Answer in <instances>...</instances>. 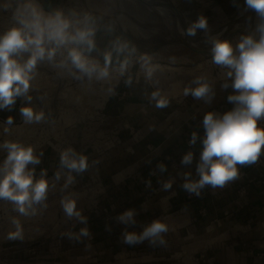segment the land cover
Masks as SVG:
<instances>
[{"label":"rangeland","instance_id":"obj_1","mask_svg":"<svg viewBox=\"0 0 264 264\" xmlns=\"http://www.w3.org/2000/svg\"><path fill=\"white\" fill-rule=\"evenodd\" d=\"M23 2L24 0H0V34L16 23L14 12ZM34 2L45 13H54L60 9L73 20L82 19L86 12L94 16L96 47L91 52L83 48L84 55L103 65L105 52L112 50L113 63L106 79L93 78L89 81L86 76L76 79L80 75L79 70L68 59L69 48L76 45L62 46L57 49L52 61L47 58L38 61L28 93L31 100L24 96L18 97L8 114L0 109V145L9 140L34 146V153L40 156V163L30 164L28 167L34 169L35 179L41 178V171L46 172V177H52L45 202L48 207L44 209L42 206H35L37 213L34 216H21L13 210L11 202L0 200V264H102V260H98V253L101 252L100 257L103 256V245L112 250V243L99 245L98 248L97 243L76 246L80 239H75L76 244L73 239L66 240L70 238L69 233L76 238L81 225L74 224L76 218L72 221L66 218L60 203L62 197L71 196L68 193L70 185L64 188L66 180L63 173L67 170L60 166L61 151L73 147L78 153L85 154L89 161L96 159L98 154L105 155V162L122 153L127 157L129 154H136L139 166L147 152L158 149L159 141L164 138V132L170 126H175L180 120L191 122L203 112L205 115L212 106L224 100L226 91L230 94L235 92L231 86L234 77L227 75L229 69L212 62L213 38L229 40L234 49L243 36L251 35L258 41L260 33L257 25L260 20L254 13L247 24L252 10L246 7L244 0ZM173 8H176L177 13ZM201 15L208 20L207 32L198 29L195 36H187V28ZM236 28L239 31H234ZM117 37L128 40L137 49L131 54L124 75L119 73L117 54L113 50V42ZM142 54L150 57L148 67L154 69L150 80L145 78L140 69L139 57ZM235 54L238 55V50ZM128 55L127 52L120 54L119 60L122 61ZM27 56L28 53H25L22 60H26ZM61 61H66L65 67L58 66ZM129 77L131 84L126 83ZM196 77H203L201 82L210 86L211 91L204 99L183 94L185 87L198 86L195 83ZM224 84H228V87L224 88ZM110 86L114 87V95L107 91ZM153 91H159L169 101L167 107L155 106V101L150 100ZM26 105L33 107L35 111H43L44 120L26 124L20 113V108ZM8 116L14 117L10 125L6 123ZM147 125L151 128L145 131L144 136ZM5 128L8 129L7 132ZM129 128L133 129L131 136L125 131ZM136 129H141V132L134 140ZM149 137H152V145L144 144V139ZM139 142L141 143L137 147L135 144ZM6 155L7 150L0 147V164ZM237 166L242 168L241 165ZM58 171L61 176L56 180L55 174ZM2 175L3 172L0 171V176ZM77 206L80 204L77 203ZM98 212L97 205L85 211L84 216L89 224L97 221ZM13 217L20 220L23 239L7 238L8 232L15 229ZM168 224L170 233L164 238L168 244L162 245L164 260H177L181 255L179 259H183L182 264H194L191 258L195 247L193 248L192 243L188 244L193 234L191 228L185 227L187 232L183 233L186 238L184 245L182 244L183 249L176 250L177 240L178 237L181 240L182 232L176 230V222L169 220ZM208 233L209 231L201 232L202 239ZM54 241L56 245H52ZM204 244L207 247L213 245L212 242H202V246ZM34 247L39 252H35ZM156 247L160 251L161 245L157 244ZM178 251L181 253L179 256L176 255Z\"/></svg>","mask_w":264,"mask_h":264},{"label":"clouds","instance_id":"obj_2","mask_svg":"<svg viewBox=\"0 0 264 264\" xmlns=\"http://www.w3.org/2000/svg\"><path fill=\"white\" fill-rule=\"evenodd\" d=\"M244 3L259 17L257 30L260 37L257 41L251 35L243 36L236 49L229 40L213 38L212 62L229 69L227 75L234 77L231 86L236 94L229 95L227 99L234 103L235 107L222 116L209 111L203 117L205 135L196 168L199 179H188L186 174L185 183L182 185L184 190L197 196L205 186L223 188L228 182L235 180L239 172L237 165L256 163L264 150V127L258 126V121L264 117V0H244ZM14 20L16 23L0 34V109L11 110L17 98L21 96L30 101L31 96H28V93L38 61L45 58L52 61L57 49L65 45H76L68 50V59L80 73L76 79H83L86 76L91 81L93 78L103 80L109 77L113 51L105 52L104 63L101 65L98 61L85 56L82 50L86 48L91 52L96 47L95 17L90 13H84L82 19L73 20L60 9L54 13H45L34 0H24L14 12ZM198 29L205 32L208 30V20L203 15L192 22L186 32L190 36H195ZM113 50L117 54L119 73L124 75L129 66L130 56L137 49L128 40L117 37L113 42ZM236 50L238 55L235 54ZM126 52L129 55L120 61V54ZM25 53H28L27 59L22 60ZM139 62L145 78L150 80L154 71L148 67L150 57L142 54ZM58 66L65 67L66 61H61ZM202 79L203 77H196L195 83L198 86L185 87L183 94L191 95L195 99L208 97L211 89L208 83L201 82ZM126 83L131 84V77ZM223 87L227 88L228 84H224ZM107 91L109 94H115L114 87L110 86ZM150 100L155 101L157 108H165L169 104L159 91H153ZM20 113L26 124L44 120L43 111H35L28 105L21 107ZM13 120L14 117L8 116L6 123L10 125ZM7 131L5 128V132ZM196 139L197 134L193 132L190 144H195ZM0 147L7 150V155L0 164V171L3 172L0 176V200L11 202L13 210L25 217L36 215L35 206L47 209L48 205L45 202L48 199L50 185L45 178L46 172L42 171L41 178L35 179L34 169L28 167L30 164L40 163V156L34 153V146L6 140ZM192 161L193 153L188 152L183 156L181 163L188 165ZM60 166L68 170L64 184V188H67L74 183L75 177L72 173L82 174L87 171L88 157L78 153L73 147H67L60 153ZM159 168L161 171L165 170L163 164H160ZM60 176L61 173L56 172V180H59ZM54 186L53 184L52 187ZM163 187L170 189L172 181L169 180ZM60 203L68 219L76 218L83 224L87 223V217L78 209L75 198L64 196ZM135 216L136 210L128 208L117 216V220L126 226L135 225L137 223ZM12 223L15 229L8 232L7 238L23 239L20 220L13 217ZM168 231L167 223L157 218L147 224L141 232L125 229L123 243L134 246L148 240L153 246L157 241L165 245L164 234ZM72 235L69 233L70 237ZM89 236V229L82 227L76 239Z\"/></svg>","mask_w":264,"mask_h":264},{"label":"crops","instance_id":"obj_3","mask_svg":"<svg viewBox=\"0 0 264 264\" xmlns=\"http://www.w3.org/2000/svg\"><path fill=\"white\" fill-rule=\"evenodd\" d=\"M233 94L226 91L224 100L212 106L209 111L222 116L232 110L235 105L227 98ZM1 110L9 113L8 109ZM203 117L204 112L191 122L180 120L175 126H170L164 132V138L159 141L158 149L155 152H147L139 166L136 154H129L127 157L122 153L108 162H105V155L98 154L96 159L88 160L87 171L82 174L72 173L75 179L68 193L71 197L76 195L74 198L80 204L78 209L84 215L86 210L97 205L99 214L97 221L94 220L97 223H86L90 231L89 237H80L78 244L75 243L74 236L66 240L73 239L76 246L97 243L98 248L99 245L112 243V250L103 245V256L100 257L101 252L98 253V260H102V264H182L183 259H179V251L176 253L180 255L177 260H164V247L161 244L160 251H157L159 241L155 246L148 240L134 246L123 243L125 229L141 232L152 220L159 218L167 223L168 227L169 220L176 222V230L182 232L181 240L178 237L176 250L183 249L182 244L184 245L186 239L183 233L187 232L185 227L191 228L193 234L188 244L192 243L193 248L195 247L191 258L194 264H264L263 152L256 163L238 168V177L223 188L205 186L197 196L182 187L186 174L188 179H199L196 168L205 135ZM150 128L145 126L144 136L145 131ZM125 131L129 136L133 134L131 128ZM140 132L141 129H136L134 140ZM193 132L197 134V139L195 144H190ZM144 140V144L152 145V137ZM140 143L135 145L138 147ZM188 152L193 153V161L188 165L182 164L181 160ZM165 158V170L161 171L158 167L150 177V183L147 182L146 177L152 165ZM63 174L66 180L68 170ZM45 178L48 181L52 179L51 176ZM169 180L172 181V187L164 189L163 185ZM128 208L136 210L135 225L126 226L117 220V216ZM75 221L74 224H80V228L85 227V224ZM207 231L209 235L205 234L202 239L201 232ZM169 233L168 231L164 234V238ZM202 242H212L213 245L202 246ZM52 245H56V241L52 242ZM34 251L39 252L35 247ZM171 258L173 259V256Z\"/></svg>","mask_w":264,"mask_h":264},{"label":"built area","instance_id":"obj_4","mask_svg":"<svg viewBox=\"0 0 264 264\" xmlns=\"http://www.w3.org/2000/svg\"><path fill=\"white\" fill-rule=\"evenodd\" d=\"M258 126L259 127H264V117H262L259 121H258ZM262 152L264 153V150H262ZM165 159H160L157 161V163H155L154 165H152V168L149 170V174L146 177V181L149 182L150 177L152 176V174L156 171V169L159 167L160 164L164 165V161Z\"/></svg>","mask_w":264,"mask_h":264},{"label":"bare ground","instance_id":"obj_5","mask_svg":"<svg viewBox=\"0 0 264 264\" xmlns=\"http://www.w3.org/2000/svg\"><path fill=\"white\" fill-rule=\"evenodd\" d=\"M253 12H254V11H253ZM254 13H255V12H254ZM254 13H252V11H251V14H250V15H251V16H250L251 18L249 19V21L247 22V24L250 23L252 17L254 16ZM247 20H248V18H247ZM242 26H244V25H242ZM236 30L239 31L237 28H236L234 31H236ZM234 31H232V32H234ZM237 31H236V32H237ZM233 34H234V33H233ZM231 35H232V34H231ZM231 35H230V36H231ZM190 44H191V43H190ZM198 45H199V44H198Z\"/></svg>","mask_w":264,"mask_h":264},{"label":"water","instance_id":"obj_6","mask_svg":"<svg viewBox=\"0 0 264 264\" xmlns=\"http://www.w3.org/2000/svg\"><path fill=\"white\" fill-rule=\"evenodd\" d=\"M173 10H174V12H176V13H177V10H176V8H173ZM252 13H254V12L252 11ZM187 36H188V34H187Z\"/></svg>","mask_w":264,"mask_h":264}]
</instances>
